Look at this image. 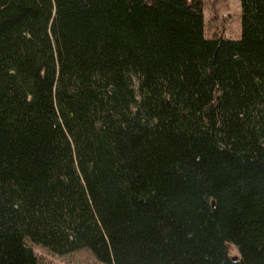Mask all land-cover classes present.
I'll use <instances>...</instances> for the list:
<instances>
[{
	"label": "trees",
	"instance_id": "1",
	"mask_svg": "<svg viewBox=\"0 0 264 264\" xmlns=\"http://www.w3.org/2000/svg\"><path fill=\"white\" fill-rule=\"evenodd\" d=\"M238 1L228 38L203 0H0V264H264V0Z\"/></svg>",
	"mask_w": 264,
	"mask_h": 264
},
{
	"label": "rangeland",
	"instance_id": "2",
	"mask_svg": "<svg viewBox=\"0 0 264 264\" xmlns=\"http://www.w3.org/2000/svg\"><path fill=\"white\" fill-rule=\"evenodd\" d=\"M205 34H220L222 37L236 38L239 35V1L238 0H203ZM41 264H102L95 260L85 249L56 255L44 248L30 244ZM229 255L236 256L235 247L226 244Z\"/></svg>",
	"mask_w": 264,
	"mask_h": 264
},
{
	"label": "water",
	"instance_id": "3",
	"mask_svg": "<svg viewBox=\"0 0 264 264\" xmlns=\"http://www.w3.org/2000/svg\"><path fill=\"white\" fill-rule=\"evenodd\" d=\"M234 257V256H233Z\"/></svg>",
	"mask_w": 264,
	"mask_h": 264
}]
</instances>
